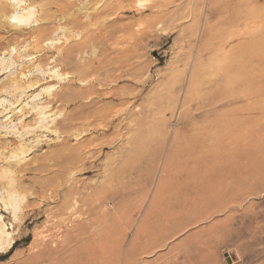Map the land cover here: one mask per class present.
<instances>
[{"label": "rangeland", "instance_id": "1", "mask_svg": "<svg viewBox=\"0 0 264 264\" xmlns=\"http://www.w3.org/2000/svg\"><path fill=\"white\" fill-rule=\"evenodd\" d=\"M57 1L7 0L2 19L0 227L15 242L0 264H264V0ZM22 11L36 15L17 27ZM107 91L128 99L124 137L99 125L119 108Z\"/></svg>", "mask_w": 264, "mask_h": 264}, {"label": "bare ground", "instance_id": "2", "mask_svg": "<svg viewBox=\"0 0 264 264\" xmlns=\"http://www.w3.org/2000/svg\"><path fill=\"white\" fill-rule=\"evenodd\" d=\"M9 1V0H8ZM32 4H34L35 2H36V0H29ZM79 1H81V0H79ZM82 1H84V0H82ZM89 2V3H92V0H86V2ZM44 2V1H43ZM64 3H66V4H64V5H66V7H67V5H72V6H75L76 4H77V2H78V0H64L63 1ZM63 2L61 1H57V2H51V4H53V5H55V7H57V9H60L61 7H62V5H63ZM85 3V2H84ZM88 4V3H87ZM48 5V4H47ZM46 5V6H47ZM85 5V4H84ZM10 4L7 2V0H0V32L1 31H3V28L5 27V25L6 24H9V22H3L2 21V19L3 18H5V19H7V20H9L13 15L12 14H10L11 13V10H10ZM14 6V5H13ZM87 6V5H86ZM86 6H85V8H86ZM41 7H44V6H41ZM48 7V6H47ZM65 7V6H64ZM88 7V6H87ZM103 8H104V11L106 10H108V9H112V3H108V2H106L104 5H103ZM25 9V8H24ZM42 9V8H41ZM48 9V8H47ZM64 9V8H63ZM66 9V8H65ZM68 9V8H67ZM40 10V9H39ZM61 10V9H60ZM42 11V10H41ZM43 11H45V9L43 10ZM63 11V10H62ZM59 12V11H58ZM34 15H36V13H32V12H29V11H22V13H21V15L19 16V23H17L16 24V26L17 27H26L25 25H29V23L28 22H24L25 21V19H26V21L27 20H29L30 18H32ZM42 18V16H36L35 17V20H36V22H39V25L41 24L40 22H41V18ZM43 18H44V16H43ZM46 18V17H45ZM45 20V19H44ZM67 20V19H66ZM72 19H68V21H67V26H69V25H72V24H74V22H76V21H71ZM75 20V19H74ZM77 20V19H76ZM11 21V20H10ZM23 22V23H22ZM25 23V24H24ZM43 23V22H42ZM11 25V24H10ZM39 25H37V27L39 26ZM42 25V24H41ZM40 25V26H41ZM45 25V24H44ZM75 25V24H74ZM77 25V24H76ZM32 26V25H31ZM37 27H36V29H37ZM40 29H42V26L40 27ZM42 31V30H41ZM19 32V31H18ZM3 33V32H2ZM18 34L19 33H16L13 37H8V36H4L2 39L4 40V42H5V40H8V41H14V42H18L17 41V39H18ZM24 38V37H23ZM3 43V41H1L0 40V44H2ZM6 43V42H5ZM76 44V43H75ZM74 44V45H75ZM12 54V53H11ZM64 55V54H63ZM68 54H66L65 56H67ZM64 56V57H65ZM62 59V58H61ZM58 76V75H57ZM61 76H63V78H64V76H66V78H69L67 81H69V82H71V81H73V82H75V80H79V81H82V82H86L87 83V81H86V78H84V75H82V74H78V75H73V76H71V74H70V72H67L66 74H61L60 76H59V78L61 77ZM117 78H120V77H117ZM60 79H62V78H60ZM100 79V78H99ZM114 80V79H113ZM89 81V80H88ZM93 81V80H92ZM85 83V84H86ZM68 84V83H67ZM31 85V84H30ZM69 85H71L70 83H69ZM87 85V84H86ZM94 83H92V82H89L88 83V90H92V88H94ZM100 85V84H99ZM29 86V85H28ZM54 86L56 87V85H53V86H51L50 88L52 89V88H54ZM83 86V85H82ZM96 86V85H95ZM71 87V86H70ZM84 87V86H83ZM67 88H69V87H67ZM85 88V87H84ZM97 88V87H96ZM65 90V89H64ZM85 90V89H84ZM54 91V90H53ZM97 93H98V91H96ZM96 92H94V94H96ZM93 94V95H94ZM106 95H109V96H111V97H113V96H115V95H117V96H119L120 98H119V100H120V102L118 103V105H119V108H118V110H116L115 112H114V114H111L110 112H107L108 111V109L107 108H105V109H107L106 110V112H102V113H98V115H97V117H98V120L100 121V123H99V125H101V127H102V129L103 130H105V131H107V130H110L111 128H113V124H114V122H115V120H118V122H119V133H120V136L122 135V132L121 131H123L124 130V115H125V110H126V108H127V105H128V99H127V97H126V95H123V94H119V93H114L113 94V91H107L106 92ZM53 96H54V100H57V101H59V103H61L62 105H64L65 107L66 106H70V104L71 103H73V102H79L80 103V106H89V107H91V105H92V102L94 101V100H92V99H89V100H87V101H85L86 99H85V97H82L81 99H80V97H78V98H66V96H65V91L63 92V91H61V92H54L53 93ZM49 102H52V101H49ZM76 104V103H75ZM77 105H79V104H77ZM78 109H80L79 107H78ZM89 114V113H88ZM88 114H86V116H85V119L86 120H88L89 118H90V116L88 115ZM94 118V115H93V117H91V119H93ZM90 119V120H91ZM90 123H88V125H89V127L90 126H94V124L92 123V121H89ZM40 124V123H39ZM42 126H46L45 124H42ZM54 126H55V129H53L52 131L54 132H56V133H58L59 134V138H61V137H63V141L64 142H62V144H67L66 142H68V140H69V137H70V135H72L71 134V126L69 125V124H67L66 123V121H56L55 123H54ZM89 129H91V128H89ZM88 129V130H89ZM127 129V128H126ZM125 132V131H124ZM123 132V133H124ZM29 133V132H28ZM127 133V132H126ZM125 136V135H124ZM124 136H121V137H124ZM126 138V137H125ZM89 145V144H88ZM21 149V152L20 153H26V152H28L30 149H32V147H29V148H20ZM19 151V150H18ZM11 169V168H10ZM9 169V170H10ZM8 169L6 170V171H9ZM11 171V170H10ZM12 172H14V171H12ZM17 188V189H16ZM50 191H51V193H48L47 191H46V189H44V188H41V189H38L36 192H35V194L37 195V197H40V198H46V196H48V199L49 198H52V197H54V199L57 197V196H59L60 194H61V191L58 189V188H51L50 189ZM49 191V192H50ZM34 194V193H33ZM34 194V195H35ZM18 196H21L22 198L21 199H19V198H17ZM24 198H25V195H22V193L20 192V186L18 187V185L17 186H15L12 190H11V192H10V198H9V205H11L12 207H14L15 208V210H19L20 212L17 214L16 212H14L15 213V219L17 220V221H20L21 219H22V217L25 215V212L27 211H25V209H27V208H29L30 207V202H25L24 201ZM58 199V198H57ZM62 202L60 201V204H61ZM59 205V204H58ZM58 207V206H57ZM73 207V206H72ZM73 208H75V207H73ZM8 209V208H7ZM14 210V211H15ZM13 212V211H12ZM33 212L35 213V214H39V213H41L42 212V210L41 209H34L33 210ZM66 212V208L64 207V204H63V206L62 207H59L57 210H55V211H53L52 213H53V217L54 218H60V216H63V214ZM73 212H74V210H73ZM77 213V212H76ZM13 215V214H12ZM75 216V215H74ZM64 219V218H63ZM23 220V219H22ZM15 221V220H14ZM62 223V222H61ZM20 224V222H18L17 223V225H19ZM11 226H12V228L14 229L15 227H16V225H14V223H12L11 224ZM20 227V226H19ZM21 228V227H20ZM2 228L0 227V253H6L7 251H9L12 247H13V244H14V242H15V236H14V233H7L6 232V230L5 229H2ZM13 231V230H12ZM5 232H6V234H5ZM40 242V241H39ZM44 243H42L45 247H47L48 246V243L49 242H46V241H43ZM56 248H58V245L56 246Z\"/></svg>", "mask_w": 264, "mask_h": 264}]
</instances>
